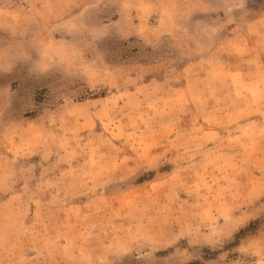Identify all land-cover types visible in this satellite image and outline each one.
<instances>
[{"label": "clouds", "instance_id": "1", "mask_svg": "<svg viewBox=\"0 0 264 264\" xmlns=\"http://www.w3.org/2000/svg\"><path fill=\"white\" fill-rule=\"evenodd\" d=\"M0 264H264V0H0Z\"/></svg>", "mask_w": 264, "mask_h": 264}]
</instances>
